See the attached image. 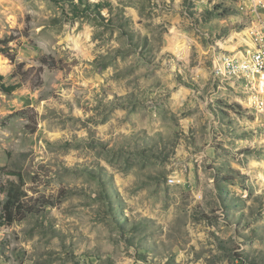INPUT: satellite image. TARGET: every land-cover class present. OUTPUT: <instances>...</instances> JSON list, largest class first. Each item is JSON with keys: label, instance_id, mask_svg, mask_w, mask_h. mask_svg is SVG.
<instances>
[{"label": "rangeland", "instance_id": "obj_1", "mask_svg": "<svg viewBox=\"0 0 264 264\" xmlns=\"http://www.w3.org/2000/svg\"><path fill=\"white\" fill-rule=\"evenodd\" d=\"M252 25L232 0H0L23 65L0 54V264H264ZM10 182L53 206L4 225Z\"/></svg>", "mask_w": 264, "mask_h": 264}, {"label": "trees", "instance_id": "obj_2", "mask_svg": "<svg viewBox=\"0 0 264 264\" xmlns=\"http://www.w3.org/2000/svg\"><path fill=\"white\" fill-rule=\"evenodd\" d=\"M10 42H1L0 54L9 59L13 64L16 65V75L20 74L23 65L16 64V55L10 53L12 49L8 47ZM40 62L49 67L50 69H57L58 61L55 60L51 55H44L41 57ZM22 82V81H21ZM21 83L7 84L5 82V77L0 73V92L11 95L21 88ZM8 175L18 177L19 181L22 182V176L19 173H9ZM6 199L2 203V215L1 222L4 225L10 226L16 222H22L26 220L29 216L36 215L40 206L43 208L53 206L52 203L48 201H43V198L33 199L28 197V195L22 190V185L19 183L10 182L8 188L5 189ZM34 202V203H32ZM41 202V203H40ZM41 204V205H39Z\"/></svg>", "mask_w": 264, "mask_h": 264}, {"label": "bare ground", "instance_id": "obj_3", "mask_svg": "<svg viewBox=\"0 0 264 264\" xmlns=\"http://www.w3.org/2000/svg\"><path fill=\"white\" fill-rule=\"evenodd\" d=\"M232 1L235 3V5H237L238 10L244 11V5L242 2L235 0ZM245 16L253 19V25L252 28H250V31L246 30L243 33V39L246 43V46L244 47V53L248 54V61L251 65H253V67L245 63L243 59V62L236 67L235 71L241 74L243 78L247 79L248 82L253 83L260 76V72L258 70H261L260 55L263 53V46L262 40L258 38L257 34L254 32V26H257V19L253 14H245Z\"/></svg>", "mask_w": 264, "mask_h": 264}, {"label": "built area", "instance_id": "obj_4", "mask_svg": "<svg viewBox=\"0 0 264 264\" xmlns=\"http://www.w3.org/2000/svg\"><path fill=\"white\" fill-rule=\"evenodd\" d=\"M242 2L244 5V14H253L257 19V26H254V32L257 37L262 40L263 53L260 55L261 70L260 72V84L263 85V95H261V100L259 101V106L256 108H263L264 110V0H235ZM241 51V49H240ZM226 64L227 57L225 58ZM244 62L251 65L248 61V54H244ZM253 67V65H251ZM238 78V76L236 77ZM264 120V118H262Z\"/></svg>", "mask_w": 264, "mask_h": 264}]
</instances>
